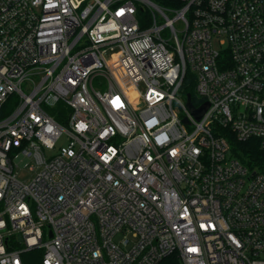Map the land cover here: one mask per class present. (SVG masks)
<instances>
[{
	"label": "built area",
	"instance_id": "1",
	"mask_svg": "<svg viewBox=\"0 0 264 264\" xmlns=\"http://www.w3.org/2000/svg\"><path fill=\"white\" fill-rule=\"evenodd\" d=\"M232 137L264 149V0H0V264H264Z\"/></svg>",
	"mask_w": 264,
	"mask_h": 264
},
{
	"label": "trees",
	"instance_id": "2",
	"mask_svg": "<svg viewBox=\"0 0 264 264\" xmlns=\"http://www.w3.org/2000/svg\"><path fill=\"white\" fill-rule=\"evenodd\" d=\"M232 152L251 168H257L264 172V149L257 140L240 141L231 138ZM43 251L36 249L25 254L28 264H41Z\"/></svg>",
	"mask_w": 264,
	"mask_h": 264
},
{
	"label": "rangeland",
	"instance_id": "3",
	"mask_svg": "<svg viewBox=\"0 0 264 264\" xmlns=\"http://www.w3.org/2000/svg\"><path fill=\"white\" fill-rule=\"evenodd\" d=\"M94 83L98 89H105L107 87L106 80L101 76L97 77ZM65 142H66L65 138H62L58 143V147L64 144ZM46 152L47 154H51L53 153V150H47ZM17 162L19 164V167H16L15 171L18 173V176L22 180H25V181L29 180L32 177V174L30 171H28L26 167V162H27L26 159L20 158L17 160Z\"/></svg>",
	"mask_w": 264,
	"mask_h": 264
},
{
	"label": "water",
	"instance_id": "4",
	"mask_svg": "<svg viewBox=\"0 0 264 264\" xmlns=\"http://www.w3.org/2000/svg\"><path fill=\"white\" fill-rule=\"evenodd\" d=\"M188 104H189V106L191 107V109H192L194 115H195L197 118H201V117L204 115V113L206 112L207 108H208V104H207V103H205L203 106H201V107L198 108V109H197V108H194V107L192 106V102H191V97H190V95H189V97H188Z\"/></svg>",
	"mask_w": 264,
	"mask_h": 264
}]
</instances>
